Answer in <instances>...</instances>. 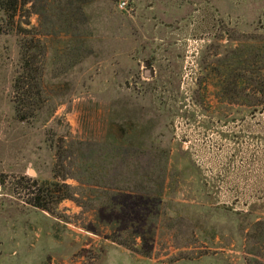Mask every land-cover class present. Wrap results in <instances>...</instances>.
<instances>
[{"label": "rangeland", "instance_id": "1", "mask_svg": "<svg viewBox=\"0 0 264 264\" xmlns=\"http://www.w3.org/2000/svg\"><path fill=\"white\" fill-rule=\"evenodd\" d=\"M64 3L50 34L36 15L0 13V264H264V0H92L82 28ZM18 24L43 46L25 122L11 103ZM114 158L160 191L143 211L129 200L113 228L89 205L64 200L51 216L14 194L25 177L102 197L92 187ZM116 232L143 236L148 255Z\"/></svg>", "mask_w": 264, "mask_h": 264}, {"label": "trees", "instance_id": "2", "mask_svg": "<svg viewBox=\"0 0 264 264\" xmlns=\"http://www.w3.org/2000/svg\"><path fill=\"white\" fill-rule=\"evenodd\" d=\"M90 1L92 0H0V13H2L12 24H15L19 11H24L26 14L36 15L39 18V29L37 32L50 34L53 33V29L51 21H49L51 20L49 12L54 3L60 2V4H63V2H65L63 8L59 10L62 12L61 16H63V10L69 11L68 15L73 17L75 28L79 25L82 28L86 21L84 7ZM16 28L18 32H22L26 35H24V37L18 42L21 57V73H19L15 81H13L12 92L15 94V97L11 103L14 105L17 120L19 122H25L30 115H34L32 110H34L35 103H37L41 96L40 85L38 83L40 70L34 66L38 56L32 54V52L35 50L42 53L43 46L38 39L28 36L30 30L22 28L20 24H18ZM254 82L257 85L259 83L258 80H254ZM261 92L264 96V89H262ZM83 145H85L84 142H79L77 144L79 147ZM152 158L153 162L156 161L155 155H152ZM109 159L110 158L105 156L100 158L101 161L106 160L107 163L111 162ZM114 159H117V161ZM114 159H112L113 163L108 166V168H111V174L108 177L109 183H106L105 185H93L92 187L95 188V193H98V195L101 194L102 197L96 196L93 199L86 201L79 200L76 197L75 191L63 182L50 183L47 180L28 179L25 177H20L18 182L15 183L14 188L16 191H14V194L29 207L47 212L51 216L55 214L56 207L64 200H69L86 207L89 205L90 209L98 214L99 220H101L103 224H107L109 228H113L115 227V223L112 222V219L115 214L123 212L125 214L127 213L129 216L128 209L132 208L131 203L133 204V209L138 208L143 211L149 208L148 204L151 203L149 200L151 195L154 193L158 194L160 191H152V188L147 187L148 185L143 181L140 183H135L134 181V185H132L130 181L133 182V179H131L129 173L128 175L125 173L126 175L124 176L123 171L116 170L118 161L120 163L119 158ZM121 163L123 164L124 162ZM128 164H130V162ZM60 165H63V161H60ZM118 165L122 166L121 164ZM79 169L81 170V173L82 170H84L87 176H91L89 168L80 166ZM102 169L106 168L103 167ZM98 172L99 171H96L97 175ZM119 177H126L124 178L126 180L120 179ZM58 178L60 177L54 176V179ZM60 179L64 181V177H61ZM75 179L78 180V178ZM139 185L142 187H137ZM141 198L144 199V202H142ZM129 200H131V203H129ZM258 226L264 229L263 223H258ZM142 237L143 236H136L135 238H140L143 243ZM135 238L132 239V242L130 243L117 234V232L115 236L108 237L112 243L124 247L130 252L141 253L140 250L135 247ZM141 254L147 256L148 252L145 251Z\"/></svg>", "mask_w": 264, "mask_h": 264}, {"label": "built area", "instance_id": "3", "mask_svg": "<svg viewBox=\"0 0 264 264\" xmlns=\"http://www.w3.org/2000/svg\"><path fill=\"white\" fill-rule=\"evenodd\" d=\"M125 7V3L124 2H121L119 5H118V8L119 9H124Z\"/></svg>", "mask_w": 264, "mask_h": 264}, {"label": "water", "instance_id": "4", "mask_svg": "<svg viewBox=\"0 0 264 264\" xmlns=\"http://www.w3.org/2000/svg\"><path fill=\"white\" fill-rule=\"evenodd\" d=\"M32 175H34V173H31Z\"/></svg>", "mask_w": 264, "mask_h": 264}]
</instances>
